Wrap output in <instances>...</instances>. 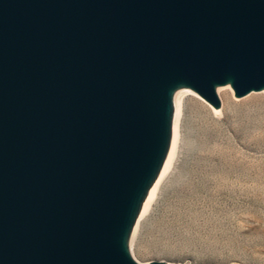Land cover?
<instances>
[{"label": "water", "instance_id": "1", "mask_svg": "<svg viewBox=\"0 0 264 264\" xmlns=\"http://www.w3.org/2000/svg\"><path fill=\"white\" fill-rule=\"evenodd\" d=\"M228 74L264 86V0H0V264H138L112 229L154 92Z\"/></svg>", "mask_w": 264, "mask_h": 264}, {"label": "rangeland", "instance_id": "2", "mask_svg": "<svg viewBox=\"0 0 264 264\" xmlns=\"http://www.w3.org/2000/svg\"><path fill=\"white\" fill-rule=\"evenodd\" d=\"M223 88L219 111L178 92L175 165L137 231L122 235L138 264H264V90Z\"/></svg>", "mask_w": 264, "mask_h": 264}, {"label": "bare ground", "instance_id": "3", "mask_svg": "<svg viewBox=\"0 0 264 264\" xmlns=\"http://www.w3.org/2000/svg\"><path fill=\"white\" fill-rule=\"evenodd\" d=\"M164 81V84L154 92L152 100L155 142L151 148L147 146L138 168L124 186L112 229L114 246L121 256L130 263L137 262L130 247V239L122 237V233L126 227H128V233L130 230L137 231L178 157L181 143L180 116L183 99L181 97L180 101L178 100L177 97L181 95H178V92L181 91L183 94L189 89L202 95L190 82L177 75H166ZM233 82L234 77L229 74L225 76L222 83L212 80L217 101L212 102L206 99L211 102L215 111H219L222 103L219 96L221 93H218L224 89L223 86L232 88ZM261 89L264 90V86L259 90ZM253 91L255 89H251L247 93ZM223 94L230 97L231 90H224Z\"/></svg>", "mask_w": 264, "mask_h": 264}]
</instances>
